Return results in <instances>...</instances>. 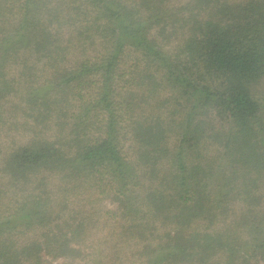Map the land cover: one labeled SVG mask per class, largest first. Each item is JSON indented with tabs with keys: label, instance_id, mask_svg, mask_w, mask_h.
<instances>
[{
	"label": "trees",
	"instance_id": "1",
	"mask_svg": "<svg viewBox=\"0 0 264 264\" xmlns=\"http://www.w3.org/2000/svg\"><path fill=\"white\" fill-rule=\"evenodd\" d=\"M47 257L264 264V0H0V264Z\"/></svg>",
	"mask_w": 264,
	"mask_h": 264
},
{
	"label": "rangeland",
	"instance_id": "2",
	"mask_svg": "<svg viewBox=\"0 0 264 264\" xmlns=\"http://www.w3.org/2000/svg\"><path fill=\"white\" fill-rule=\"evenodd\" d=\"M112 206V204L109 202L108 204H107V207H111ZM47 260L49 261V262H51L52 264H88L87 263V261L85 260V258H80V259H76V260H70V258L69 259H64V258H61V257H59L58 259L56 258H52V259H49L48 257H47ZM108 264H115L114 262H111V263H108Z\"/></svg>",
	"mask_w": 264,
	"mask_h": 264
}]
</instances>
